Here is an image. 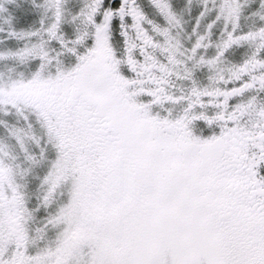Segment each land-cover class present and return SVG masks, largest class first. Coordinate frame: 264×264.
Masks as SVG:
<instances>
[{"label":"snow or ice","instance_id":"snow-or-ice-1","mask_svg":"<svg viewBox=\"0 0 264 264\" xmlns=\"http://www.w3.org/2000/svg\"><path fill=\"white\" fill-rule=\"evenodd\" d=\"M0 264H264V0H0Z\"/></svg>","mask_w":264,"mask_h":264}]
</instances>
